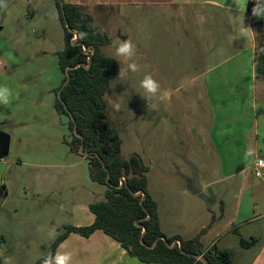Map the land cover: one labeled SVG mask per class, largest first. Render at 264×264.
Returning a JSON list of instances; mask_svg holds the SVG:
<instances>
[{
  "label": "crops",
  "instance_id": "0c3cea01",
  "mask_svg": "<svg viewBox=\"0 0 264 264\" xmlns=\"http://www.w3.org/2000/svg\"><path fill=\"white\" fill-rule=\"evenodd\" d=\"M64 1L89 13L111 35L110 44L118 37L137 45L140 71L116 76L106 96L120 105L119 117L151 110L150 119L161 125L153 138L145 136L149 145L139 155L150 168L148 187L152 172L163 179L167 193L169 182H175L182 211L197 217L192 221L195 228H186L185 239L206 229L201 236L206 249L215 246L230 253L234 264H264V187L254 174L256 160L264 161V78L256 77V35L247 8L254 0ZM29 13L34 16L33 9ZM125 26L132 29L128 35ZM52 58L57 69L49 76L41 69L34 76L28 72L22 76L26 81L40 78L39 91L24 81L27 87L9 88L32 97L0 105V132L10 138L7 159H0V183L8 189L0 214L8 200L27 206L34 204L30 200L57 197L58 206L69 207L70 221L59 220L52 228L56 240L63 226L93 224L95 215L89 206L104 199L105 188L92 182L88 160L70 151L67 117L61 116L58 134L38 133L45 134L48 113L61 118L51 92L62 84L64 73L58 57ZM117 59L121 67H127L128 61ZM149 72L162 90L171 93L170 101H147L140 96L138 81ZM40 93H48L46 103L37 96ZM48 128L51 131L49 124ZM249 150L254 154L247 155ZM180 221L176 215L171 220L174 226ZM233 236L234 243L229 242ZM241 238L255 239V244L242 248ZM57 250L72 252L73 264H159L130 256L102 230L89 237L71 233Z\"/></svg>",
  "mask_w": 264,
  "mask_h": 264
},
{
  "label": "trees",
  "instance_id": "16d2710c",
  "mask_svg": "<svg viewBox=\"0 0 264 264\" xmlns=\"http://www.w3.org/2000/svg\"><path fill=\"white\" fill-rule=\"evenodd\" d=\"M55 3L65 29L66 45L57 52L64 79L56 89L54 107L58 114L68 118L72 135V140L67 142L70 151L88 160L90 178L105 188V196L89 206L95 215L93 224L84 227L68 225L58 230L59 235L50 255H55L58 246L71 233L89 237L96 230H102L120 243L130 256L144 263L205 264L195 257L203 255L208 264H234L230 253L220 251L215 246L209 249L203 246L201 236L206 229L192 239L168 237L163 233L157 202L148 190L150 168L139 154H133L129 159L122 156V139L108 114L106 93L121 67L116 58L101 52V48L109 45L111 39L80 5L64 0H55ZM253 6L248 2L250 13ZM64 16L69 29L66 28ZM252 25L256 35V77L263 79V17L253 16ZM81 32L87 33V37L81 39ZM124 181L126 183L122 185ZM6 197V185L0 183V208ZM163 237L168 244L161 239ZM174 240L182 242L183 252L178 245L173 248L169 246ZM239 244L242 248H250L255 244V239L241 238ZM44 258L37 264H43Z\"/></svg>",
  "mask_w": 264,
  "mask_h": 264
},
{
  "label": "rangeland",
  "instance_id": "374dc122",
  "mask_svg": "<svg viewBox=\"0 0 264 264\" xmlns=\"http://www.w3.org/2000/svg\"><path fill=\"white\" fill-rule=\"evenodd\" d=\"M7 4V9H0V85L23 88L27 87L25 82H29V87L37 86V91H39L42 88L40 78L34 81H30L33 79L29 78V81H26L22 76L27 72L34 76L38 69L49 72V76L50 71L57 69L52 56H57L56 53L63 50L66 45L65 29L59 17L57 5L55 0H9ZM29 8L34 10L33 17L29 13ZM125 30L128 31L127 35L132 31V29L129 31L128 26H125ZM120 40L122 39L117 37L112 44L102 47L101 52L106 56L122 59L115 55V47ZM112 85V89H114L115 84ZM56 89L51 92L54 96V103ZM20 91V89H16V93ZM37 96L44 98L46 103L48 93H40ZM26 97H32V94L19 93L18 101L21 102ZM106 100L110 118L120 131L122 156L129 159L134 153L143 155L146 146L149 145L145 136L153 138L161 128V125L150 119L154 115L153 112L149 110L148 113L144 111L136 117L130 115L122 118L119 117L120 112H117L114 107L115 100L110 98V95L106 96ZM61 116L64 115L59 117ZM47 117L45 134L38 133L42 136L58 134L60 129L58 122L63 121V118L51 116L49 113ZM123 120L127 122L125 125ZM159 177L155 172H152L148 188L159 206L162 230L167 235L179 234L183 239L188 238L189 233L186 228L193 225L194 229L196 223L192 221H196L197 217H194V214V218L189 217L182 211L184 206L182 201L179 202L182 197L180 198V195L177 194V184L170 181L172 186L167 193L163 190L165 189L162 186L163 179ZM262 180L261 187H264V178ZM50 200L47 198L38 201L30 200L34 204L27 206L15 205V201L8 200L6 210L0 214V264H4L6 257L11 258V264H37L40 259L51 254L52 243L55 241V237H52V228L59 223V220L69 222L70 219L69 213L68 215L66 213L69 209L65 206L66 204L58 206L57 197ZM14 208H16L15 211ZM174 215L181 220L175 226L171 222ZM205 238L209 239L210 237L208 235ZM228 239L229 242L234 243V236Z\"/></svg>",
  "mask_w": 264,
  "mask_h": 264
},
{
  "label": "clouds",
  "instance_id": "9594fccd",
  "mask_svg": "<svg viewBox=\"0 0 264 264\" xmlns=\"http://www.w3.org/2000/svg\"><path fill=\"white\" fill-rule=\"evenodd\" d=\"M244 0H237V3H243ZM7 0H0V9H7ZM254 17H264V0H254V6L251 10ZM248 31L247 28L244 29ZM81 39L87 37V33H79ZM138 53L137 45L132 39L120 40L115 47V55L128 61L127 67H120L119 77L128 76L129 73L135 74L140 71V65L136 62V56ZM138 93L142 98L147 101L158 99L160 101L171 100V93L167 90H162L160 82L153 76L152 73H146L142 79L138 81ZM18 93H14L7 85H0V105H9L13 99L18 98ZM118 111L120 109L119 104L114 105ZM253 151L249 150L247 155H253ZM264 165V161L259 162ZM63 247V245L61 246ZM4 264H11V258H5ZM43 264H73V254L70 251L57 250L55 255H48L43 259Z\"/></svg>",
  "mask_w": 264,
  "mask_h": 264
},
{
  "label": "water",
  "instance_id": "95a60500",
  "mask_svg": "<svg viewBox=\"0 0 264 264\" xmlns=\"http://www.w3.org/2000/svg\"><path fill=\"white\" fill-rule=\"evenodd\" d=\"M62 7H63V5H62ZM64 18H65V23H66V28L67 29H69V24H68V22H67V20H66V17L64 16ZM77 39V36L75 37V40ZM89 62H90V59H89ZM79 66V64L78 65H76V67H78ZM69 81V77H68V79H67V82ZM66 82V83H67ZM65 83V84H66ZM60 94V93H59ZM74 132H76V127H75V129H74ZM9 144H10V138H9V136L7 135V134H5V133H0V159H2V158H4V157H6L7 155H8V153H9ZM123 180H124V178H123ZM126 182L124 181L123 183H122V185L123 184H125ZM162 240H164L167 244H168V242H167V240H166V238H161ZM157 242L158 241H156V243H155V245L157 244ZM176 245H178V247H179V249L183 252V248H182V242L180 241V240H174L173 241V243L171 244V245H169L171 248H173V247H175ZM198 260H201L202 262H204L205 264H208V262L205 260V258H204V256L203 255H196L195 256Z\"/></svg>",
  "mask_w": 264,
  "mask_h": 264
},
{
  "label": "built area",
  "instance_id": "2783aa9c",
  "mask_svg": "<svg viewBox=\"0 0 264 264\" xmlns=\"http://www.w3.org/2000/svg\"><path fill=\"white\" fill-rule=\"evenodd\" d=\"M263 161L262 159H257L255 162V172L254 174L256 177L263 179L264 178V172L262 170L264 169V165H261L259 162Z\"/></svg>",
  "mask_w": 264,
  "mask_h": 264
}]
</instances>
